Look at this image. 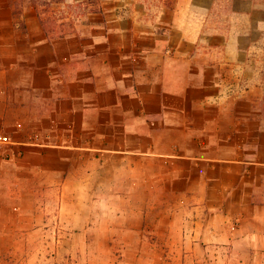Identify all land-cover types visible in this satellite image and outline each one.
Returning <instances> with one entry per match:
<instances>
[{
	"label": "crops",
	"instance_id": "crops-1",
	"mask_svg": "<svg viewBox=\"0 0 264 264\" xmlns=\"http://www.w3.org/2000/svg\"><path fill=\"white\" fill-rule=\"evenodd\" d=\"M0 134L2 237L264 264V0H0Z\"/></svg>",
	"mask_w": 264,
	"mask_h": 264
},
{
	"label": "rangeland",
	"instance_id": "rangeland-1",
	"mask_svg": "<svg viewBox=\"0 0 264 264\" xmlns=\"http://www.w3.org/2000/svg\"><path fill=\"white\" fill-rule=\"evenodd\" d=\"M36 195H37V191ZM58 191H42V200H55ZM37 201V198H36ZM51 215L59 212V207L49 206ZM60 226V223L57 224ZM2 230L0 228V264H78L81 262H88L90 257L96 256L89 253H69L66 249L70 247L94 246L96 239H79L65 237L64 234L43 235L37 237L35 233L24 235L20 237H2ZM5 233H8L6 231ZM209 261L207 255L204 259Z\"/></svg>",
	"mask_w": 264,
	"mask_h": 264
},
{
	"label": "built area",
	"instance_id": "built-area-1",
	"mask_svg": "<svg viewBox=\"0 0 264 264\" xmlns=\"http://www.w3.org/2000/svg\"><path fill=\"white\" fill-rule=\"evenodd\" d=\"M9 142H10V139L8 136L0 134V144H7Z\"/></svg>",
	"mask_w": 264,
	"mask_h": 264
}]
</instances>
